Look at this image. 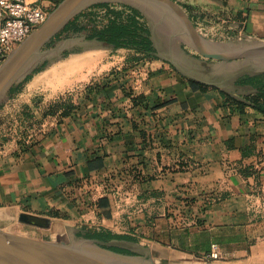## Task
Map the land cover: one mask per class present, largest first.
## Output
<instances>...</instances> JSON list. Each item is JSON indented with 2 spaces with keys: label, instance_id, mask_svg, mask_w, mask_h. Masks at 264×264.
Returning <instances> with one entry per match:
<instances>
[{
  "label": "crops",
  "instance_id": "crops-1",
  "mask_svg": "<svg viewBox=\"0 0 264 264\" xmlns=\"http://www.w3.org/2000/svg\"><path fill=\"white\" fill-rule=\"evenodd\" d=\"M61 1L26 0L49 14ZM173 1L199 32L264 41V0ZM79 45L7 96L0 221L70 222L67 234L130 237L97 243L142 256L158 248L201 256L215 244L230 258L264 262V114L236 103L264 85V64ZM62 96L74 109L51 114ZM122 220L134 231L121 233Z\"/></svg>",
  "mask_w": 264,
  "mask_h": 264
},
{
  "label": "water",
  "instance_id": "water-1",
  "mask_svg": "<svg viewBox=\"0 0 264 264\" xmlns=\"http://www.w3.org/2000/svg\"><path fill=\"white\" fill-rule=\"evenodd\" d=\"M97 3H125L138 9L155 28L171 30L172 36L196 55L216 62L245 61L264 64V41L244 40L219 43L204 37L186 11L173 0H62L46 21L25 39L0 68V104L11 87L18 85L41 48L73 17ZM21 222L48 226L47 219L21 214ZM0 264H170L144 256H128L102 248L96 241L79 243L41 241L0 230ZM211 264V263H209Z\"/></svg>",
  "mask_w": 264,
  "mask_h": 264
},
{
  "label": "trees",
  "instance_id": "trees-1",
  "mask_svg": "<svg viewBox=\"0 0 264 264\" xmlns=\"http://www.w3.org/2000/svg\"><path fill=\"white\" fill-rule=\"evenodd\" d=\"M61 30V32H71L72 34L84 32L86 40H95L114 48L125 47L135 49L138 54L145 58H157L156 49L151 40L150 29L143 14L138 9L129 5H117L114 3L94 4L73 17ZM58 35L55 38H58ZM129 59L134 61V56H131ZM46 64L47 62L45 61L39 67L34 68L32 74L40 71ZM32 74L26 76L18 85L11 87L8 97L11 98L16 95ZM190 84L196 88L204 87V85L194 81H190ZM236 103L242 109L250 105L264 114V85L256 93L246 96L243 100L236 101ZM64 104H54V106L50 107V113L52 114L61 110L60 115H68L75 105L73 102ZM98 203L104 210L108 208V202L105 198L101 199ZM54 214L57 215V213ZM104 215L109 217L108 212L104 213ZM84 238L99 243L115 239L131 240L130 237L116 236L106 231L96 230L90 231ZM101 247L115 253L137 256V254L127 249L113 246Z\"/></svg>",
  "mask_w": 264,
  "mask_h": 264
},
{
  "label": "rangeland",
  "instance_id": "rangeland-1",
  "mask_svg": "<svg viewBox=\"0 0 264 264\" xmlns=\"http://www.w3.org/2000/svg\"><path fill=\"white\" fill-rule=\"evenodd\" d=\"M117 5H127L125 3H117ZM130 6V5H129ZM146 20V19H145ZM220 22V21H219ZM217 24V23H216ZM212 27H215L213 24ZM60 30L56 35L58 38H55L56 35L48 41L42 48H41V55L38 57L33 64L31 65L28 72H31L32 69L35 67H39L44 61L47 62V66H44L42 69L47 68L50 61L56 59V57L59 55L63 56L66 52H69L71 50H74L76 52L82 50V47L79 45L80 42H83L85 40V33L79 32L72 34L71 32H61ZM203 32V31H200ZM210 35H206L205 31L203 32L205 34V37L211 41L219 42V43H236L241 42L244 40H252L251 38H246L241 34L236 33L235 35H227L226 33L222 36H213V33H217V31L212 30L210 31ZM84 33V34H83ZM172 31L163 29L161 27L155 28V46H156V54L158 55H175L176 54H183V51H192L189 47H187L185 44H183L181 41L176 39L172 36ZM50 43L51 46H50ZM58 43V44H57ZM170 43V44H169ZM55 48V49H54ZM175 51V52H174ZM58 57V58H59ZM181 59V57H180ZM41 69V70H42ZM72 99V98H71ZM70 97L68 96H62L56 100L53 104H51V107L54 106V104L57 105L59 103L67 104L71 103ZM9 98L5 97L4 101L0 104V133H2L3 129L6 127L3 125L9 124V119L11 118L10 115L4 114L3 108L6 106V103L8 102ZM64 104V105H65ZM61 111V110H58ZM14 115V114H12ZM15 116V115H14ZM12 116V117H14ZM90 225H95L97 222L89 223ZM68 225H72L70 222H55V224L51 225L50 222L48 226H36L32 224H27L24 222H21L18 219H15L12 223H6L0 221V230L23 235L29 238L41 240V241H48V242H60V243H79L81 241H84V238L80 235H74V234H67L66 228ZM116 227V226H115ZM119 231L121 233H128L129 231H134V224L129 223L128 221L122 220L119 224ZM31 232V233H30ZM88 240V239H87ZM142 242H144L143 239H140ZM132 241V240H131ZM134 241V240H133ZM128 245V244H126ZM130 245V244H129ZM129 249L134 252V248L129 246ZM224 255V258L220 261L216 262H208L204 255L201 256H193L188 255L186 253L173 251L170 249H164V248H158V252L156 253H148L144 256L146 258H150L154 260L155 262L159 263L160 260H166V262L170 264H264L263 261H260L258 258H255L252 261H248V259L244 260H237L234 258H230L229 255ZM129 256V255H128ZM142 256V255H137ZM189 262V263H188Z\"/></svg>",
  "mask_w": 264,
  "mask_h": 264
},
{
  "label": "built area",
  "instance_id": "built-area-1",
  "mask_svg": "<svg viewBox=\"0 0 264 264\" xmlns=\"http://www.w3.org/2000/svg\"><path fill=\"white\" fill-rule=\"evenodd\" d=\"M49 13L26 0H0V68L13 51L42 25ZM218 246L211 245L205 256L208 262L224 258Z\"/></svg>",
  "mask_w": 264,
  "mask_h": 264
},
{
  "label": "bare ground",
  "instance_id": "bare-ground-1",
  "mask_svg": "<svg viewBox=\"0 0 264 264\" xmlns=\"http://www.w3.org/2000/svg\"><path fill=\"white\" fill-rule=\"evenodd\" d=\"M31 233V232H30ZM189 263V262H188ZM194 264V263H193Z\"/></svg>",
  "mask_w": 264,
  "mask_h": 264
}]
</instances>
